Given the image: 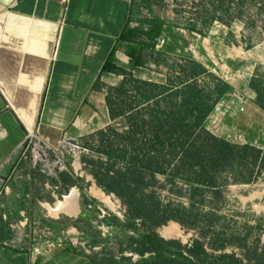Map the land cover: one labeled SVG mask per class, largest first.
<instances>
[{
	"label": "rangeland",
	"instance_id": "374dc122",
	"mask_svg": "<svg viewBox=\"0 0 264 264\" xmlns=\"http://www.w3.org/2000/svg\"><path fill=\"white\" fill-rule=\"evenodd\" d=\"M133 24L140 33L114 56L98 119L56 141L58 196L70 190L64 175L87 173L104 194L83 202L110 211L97 219L109 233L166 236L194 261L174 264H264V0H135ZM221 103L237 104L252 130L238 127L239 148L204 126ZM101 232L90 231L95 254ZM116 236L110 251L126 248Z\"/></svg>",
	"mask_w": 264,
	"mask_h": 264
},
{
	"label": "crops",
	"instance_id": "0c3cea01",
	"mask_svg": "<svg viewBox=\"0 0 264 264\" xmlns=\"http://www.w3.org/2000/svg\"><path fill=\"white\" fill-rule=\"evenodd\" d=\"M134 17L135 0H0V264L187 260L173 254L166 236L156 238L164 246L161 250L142 238L147 233L124 227L109 233L110 227L103 222L100 226L97 219L110 211L96 200L88 206L83 202L103 197L92 175L79 174L80 163L74 162L76 175L71 180L64 175L61 183L70 190L59 197L56 176L34 162L27 145L29 132L35 131L50 144L54 159L57 140L78 139L98 119V103L106 94L102 82L109 83L104 67L113 52L131 42L121 38L137 30ZM244 104L249 117L253 102ZM221 105L206 118L205 128L232 144H243L237 141L240 129L247 136L252 130L240 125L237 104ZM81 179L93 182L89 189L80 188ZM93 230L104 231L101 244L94 247L101 250L97 254L87 248L97 238ZM136 233L133 241L125 237ZM116 234L112 243L126 248L110 251L109 235Z\"/></svg>",
	"mask_w": 264,
	"mask_h": 264
},
{
	"label": "built area",
	"instance_id": "2783aa9c",
	"mask_svg": "<svg viewBox=\"0 0 264 264\" xmlns=\"http://www.w3.org/2000/svg\"><path fill=\"white\" fill-rule=\"evenodd\" d=\"M240 110L244 111V106H242ZM27 145L33 155L34 162H40L43 165L44 171L48 175L56 176V166L60 163L63 164L60 159L56 161V150L54 155L55 157L52 159L50 157V153L54 150L50 144L45 139L37 135L35 131L29 132L27 136Z\"/></svg>",
	"mask_w": 264,
	"mask_h": 264
},
{
	"label": "trees",
	"instance_id": "16d2710c",
	"mask_svg": "<svg viewBox=\"0 0 264 264\" xmlns=\"http://www.w3.org/2000/svg\"><path fill=\"white\" fill-rule=\"evenodd\" d=\"M163 26H164V23L162 21H158L157 22V25L155 27L152 28V30L150 31L151 34H154L157 38H159V36L162 34L163 32ZM140 32L138 30H135V31H129V32H126L123 36H122V40L123 41H132L134 39H136L135 37L139 34ZM114 52L111 54L110 58L108 59L105 67H104V70L105 71H112L115 69V65H114V62H113V56H114ZM225 91H231L233 90V87L228 84V83H225ZM213 140L215 139L214 137H212ZM223 143L225 145H227L228 147H232V145L226 141H223ZM187 144V143H186ZM185 146V149L186 150H189L187 149L189 144H187ZM234 147H237L239 148L240 146H235L233 144ZM146 242L152 244L153 246H155L157 249H161V250H164V246L159 244L158 241L156 240V236H153L151 234H144L143 237H142ZM173 254L174 255H177V256H183L184 258H186L187 260H189L190 262H194L193 260H191L188 256L184 255L183 253H180V252H177L175 250H173ZM195 264H200V263H195Z\"/></svg>",
	"mask_w": 264,
	"mask_h": 264
},
{
	"label": "water",
	"instance_id": "95a60500",
	"mask_svg": "<svg viewBox=\"0 0 264 264\" xmlns=\"http://www.w3.org/2000/svg\"><path fill=\"white\" fill-rule=\"evenodd\" d=\"M161 39V38H160Z\"/></svg>",
	"mask_w": 264,
	"mask_h": 264
}]
</instances>
